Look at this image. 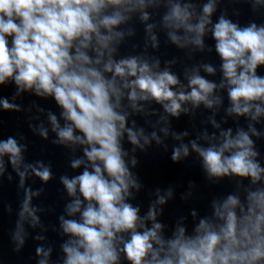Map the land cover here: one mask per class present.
<instances>
[{"label": "clouds", "instance_id": "clouds-1", "mask_svg": "<svg viewBox=\"0 0 264 264\" xmlns=\"http://www.w3.org/2000/svg\"><path fill=\"white\" fill-rule=\"evenodd\" d=\"M144 7L145 0H0V86L11 80L17 95L34 90L38 96L53 97L63 109V118L69 122L61 127L56 116L49 113L52 130L58 137L55 142L87 145L84 156L92 164V171L85 169L72 179L61 177L69 196H75L78 188L83 197V201L77 198L67 206L68 215L79 212L81 221L60 218L64 233L75 238L62 246L66 254L64 264H116L117 241L123 244L121 251L130 264H261L264 262V190L249 193L247 210L240 207V216L236 212L240 201L230 195L222 207L214 206L215 216L222 221L220 225L202 219L194 237L185 236V229L180 228L175 237L166 242V249L165 241L158 235L162 225L155 223L150 229L138 231L139 209L124 202L129 187L139 188V185L132 179L123 159L126 153L122 151L120 139L126 130L133 145H143L136 132L126 129V116L116 111L124 95L123 89L129 90L127 98L134 109L138 100L151 98L161 103L167 113L178 117L181 102L190 101L195 106L203 102L211 108L214 101L209 95L217 87L194 74L188 78L191 91L176 92L173 87L179 80L169 71L153 72L147 62L136 57L118 62L111 58L115 49L110 45L122 38V33L115 29L128 18L125 13ZM191 7L171 4L163 21L167 28L175 30L168 33L173 44L183 47L191 42L202 48V38L206 26L212 23L210 17L215 5L205 4L203 14L195 23L190 22L194 15ZM141 19L147 20L148 14L143 12ZM181 29L186 33L183 37L176 34ZM187 34H193L191 40ZM212 35L228 85L230 113L244 116L254 107L252 119H257L264 114V109L254 103H264V78L256 74L257 68L264 66V26L257 27L253 23L240 28L221 16L213 26ZM90 48L96 53L95 60L86 51ZM105 52L108 59L101 71L92 65H100ZM205 70L214 73L211 66H205ZM104 73H112L111 78ZM117 78L121 83L118 84ZM0 110L20 111V108L8 98L0 97ZM77 131L82 135H76ZM252 131L258 135L255 129ZM39 134L48 138L46 129L41 128ZM152 135L160 143L156 134ZM222 135L224 140L219 147L201 148L192 143V149L203 160L205 171L210 177H251L255 184L264 174V168L254 159L258 153L253 150L249 135L243 130L238 131L235 138L230 130ZM145 143H148L147 138ZM24 147L12 136L0 140V176L6 170L4 158L7 157L20 177L21 187L26 176L19 171ZM188 155V147L181 145L173 149L171 160L177 163ZM81 163L83 161L77 159L71 167L79 168ZM136 163L133 159V166ZM38 164V167L26 165V168H31L37 178L47 183L52 178L50 167L42 162ZM33 195L39 193L25 190L13 236L17 251L24 245L23 222L29 220L32 227L40 223L37 209L31 206ZM157 195V203H166L165 198L159 196V190ZM168 195L171 196L170 191ZM84 201L87 204L81 212ZM148 218L155 220L154 207L149 210ZM120 233H127L130 238L125 240L117 235ZM154 244L159 248H154ZM36 251L38 256L49 255L42 247H37ZM39 264L46 261L41 260Z\"/></svg>", "mask_w": 264, "mask_h": 264}]
</instances>
